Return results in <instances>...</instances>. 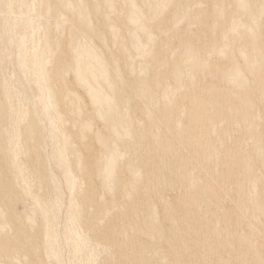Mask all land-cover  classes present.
Wrapping results in <instances>:
<instances>
[{"label":"bare ground","instance_id":"6f19581e","mask_svg":"<svg viewBox=\"0 0 264 264\" xmlns=\"http://www.w3.org/2000/svg\"><path fill=\"white\" fill-rule=\"evenodd\" d=\"M41 5L45 33L36 55L43 89L56 107L62 103L56 110L59 124L65 119L77 124L67 136L88 155L76 170L81 187L88 184L87 200L98 203L106 197L107 206L131 221L132 229L122 226L114 238L113 228L103 227V237L115 243L124 263L173 262L179 253L178 264H210L220 257L231 264L235 248L230 253L229 246L211 243L220 235L240 247L253 238L248 256L256 257L264 245V223L257 215L264 214V0H41ZM1 24L0 38L6 30ZM49 55L50 63H58L53 69ZM1 67L0 57V154L11 153L10 147L16 152L19 144L21 154L29 139L43 136L35 119L23 126L19 115L14 117ZM194 67L205 71L199 84L196 74H189ZM66 72L71 80H65ZM93 120L108 125L95 131ZM134 133L140 142L131 145ZM122 137L125 154L130 151L137 162L116 171L124 166ZM33 170L41 183L44 172ZM27 173L20 158L13 168L0 161L3 264H29L26 256L45 234L39 231L26 240L6 233L5 211L19 203L15 188L28 187ZM86 204L77 207L78 223L96 215L90 204L87 213ZM106 209L99 219L108 217ZM25 215L35 222L33 212ZM233 220L244 225L238 238L227 226ZM134 230L149 244L135 243L126 254L120 242ZM184 235L194 245H186ZM97 256L92 264H102ZM32 262L40 263L35 257Z\"/></svg>","mask_w":264,"mask_h":264},{"label":"rangeland","instance_id":"374dc122","mask_svg":"<svg viewBox=\"0 0 264 264\" xmlns=\"http://www.w3.org/2000/svg\"><path fill=\"white\" fill-rule=\"evenodd\" d=\"M4 3L5 1L0 0V21L2 20L1 22H4L0 24L2 25L1 27H6L5 32H3L0 38V57L2 58L1 70L4 75L2 79L9 94L6 98H8L10 105H12L9 107L14 109L12 112L14 117L19 115V118L22 120L21 125L25 126L26 123H28V120L35 119L37 121L38 129L41 131L43 136V139L40 141L36 138H34V141L29 139L27 146H22L21 154L20 144L16 151L17 153L13 152V147H10L12 150L11 153H4L3 156L0 154V161H2V163L4 161V163L8 165L10 164L12 168L14 161L20 158V161L28 172L27 176L29 183L27 188L22 187L21 185L16 186L15 195L18 196L20 201L18 204L14 205L16 206L15 208H8L9 210L5 211L7 213V215L6 213L5 215L7 216L8 221V227L6 228L7 231H5L10 238L22 234L26 240L29 237L37 235L39 231L42 233L45 232V234L43 233L42 239L36 246H33L35 244L32 242L30 243V245L33 246V249H37L26 256L29 264L33 263L32 258L34 257L35 259H39V264H92L93 258H95L96 255H98L97 259L99 262L102 260V264H125V259L123 258L124 255L119 254L115 247V243H108L105 240L107 238L103 237V227L113 228L114 238L116 234L118 235L119 232H121L122 228L125 230H131V221L129 222L128 216L121 217L119 212L117 213L118 208L113 209L112 206H107L106 197L100 196L101 200L98 201V203H91V201L87 200L85 190L87 189L88 184L86 183L81 187L76 170L79 168L78 166H82L83 163H85V161H83L84 159L82 160L83 155L86 156H84L85 159L88 155H86L83 150H79L81 148L76 145L77 143H74L75 141L73 138L70 140L71 137H68L69 132H74L78 128L76 126L74 129L73 125L76 123H73V120L65 119L67 121H64V125L61 126V124H59L56 110L57 108L60 110L61 107L59 108V106L62 103L61 101L60 103L58 102L56 105L59 106L56 107L52 100H50L51 97H49V92L47 93V91H44L43 89L44 81L42 80V73L40 72L41 66L38 63V57L36 55L37 51L41 50V48L43 49V45H40L41 43L43 44V42H40V39L43 35L42 33H45V27L43 24L46 22L43 13H41L44 12L41 8V0H36L34 3L33 0H10L8 2L9 4L6 3L3 5ZM1 5L2 7H5V9L7 8L5 12H2ZM21 24L24 26L23 29ZM28 31L30 34H33L30 37L31 39H28ZM22 49H24V51ZM51 58L52 57L49 55L47 62L49 61L48 66L53 69V67L58 66V63L55 61L50 63ZM194 68L189 74H196L194 78L196 79V83L199 84L202 82V76H204L205 71L204 69ZM68 74L69 77L72 76V74ZM197 74L199 76H197ZM66 77L67 72L64 74L65 80L69 78ZM80 88L81 87H79V91L82 90V88ZM1 103L2 101H0V104ZM93 122L96 123H94L92 127L95 131L108 125V121L100 122L102 124L96 122V120H93ZM29 124L30 123H28V125ZM68 124L71 125L69 126ZM60 126L64 128H60ZM61 130L67 134L65 135ZM107 131L108 129H106V132L105 130L103 132L111 137L112 132L108 131L107 133ZM91 132H94V130ZM238 132L240 133V131ZM237 133L235 134L238 135L239 133ZM135 136L137 137V140L134 141V139H136L134 138ZM138 136L139 135L136 133L133 134L132 139H134L131 140L133 142L130 141L131 145H136L140 142V136ZM158 137H155V140L157 138L159 141L160 138V144L162 143L161 137ZM157 140L156 142L158 144ZM229 140V142L232 141L231 139ZM123 141L125 142V139L122 137L119 142H121V149L124 150L122 155L126 156V158L123 156L120 161L123 162L124 166L120 165L119 167V165H117L115 167L116 171L127 166L130 160H132V163L134 164L137 162H135V157L130 151L127 152L128 155L125 154L127 149L124 147ZM10 142L12 141L10 140ZM80 151L82 156L80 155ZM33 157L34 159L32 160ZM78 158L80 165L77 163ZM125 159H127L126 162ZM29 160L31 166L39 167L40 172H44V180L41 183H39L34 177L33 167L28 165ZM215 164L217 163L215 162ZM217 165L220 166L218 167L220 170L222 167L221 164L218 163ZM219 174L220 171L215 172L214 178L216 180ZM121 178H119V180ZM247 193L251 194V196L253 194L251 191ZM156 194L158 195V193ZM4 195L7 196V193H4ZM190 200L193 201L194 199ZM84 201H87V213L90 212L87 208V205L90 204L93 205L91 213L95 212L96 215L92 217V220L89 222H86V218L83 223H78L76 222L78 216L77 207ZM118 201L119 199L117 202ZM103 207H106V210L110 214L108 217L105 215L102 219H99L101 217V209ZM235 209L238 210L237 207ZM114 210L116 211L114 212ZM128 211L129 210H126L123 213ZM30 212H33L35 215L34 223L28 222L25 218V213L30 214ZM260 214L261 213H257L258 217L261 218L264 223V214ZM97 221H101L102 223L99 226H94ZM227 226L230 228V232L234 234V238H238V234L244 225H239L235 222V220H233L232 225L227 224ZM136 232L137 230H134L132 234H130V238L128 240L120 242L122 246L121 250L126 251V254H129L135 249V243L142 246H147V244H149L146 240H141L142 238L140 234ZM164 236L168 237L167 235ZM222 236L223 235H220L211 239V243H215L221 247L229 246L231 248L230 253H232L235 248L233 255L236 259H233L231 264H252V262H254L253 264H256V260L257 264H264V258H262V256L259 257V252L264 251L260 250L261 247L264 248V245L258 246V253L257 255L255 254L256 257H250L248 256V245L252 246L254 244L253 238H248L250 241L247 242V245L244 244L240 247L238 244L232 243L229 240L224 239V236ZM183 237L185 238L187 235H184ZM192 239L193 238H185V244L187 243L186 245L189 244L190 246L194 245V239ZM154 242L157 243L156 241ZM0 244H3V242L0 241ZM241 248L245 249L247 254L246 252H243ZM200 253L208 252H202L200 250ZM129 257H133L135 259L137 254H131ZM180 257L181 255L179 253L174 255L173 262H168L164 258H154L151 264H174L175 262L178 264L181 259ZM250 258H253V260ZM230 261L231 260L224 262L220 257L214 258L210 264H228ZM4 263L11 264L9 263V260L7 262L4 261ZM184 263L187 264V262ZM192 263L200 264L195 263V261L191 262V264ZM0 264H3V262L1 261Z\"/></svg>","mask_w":264,"mask_h":264}]
</instances>
